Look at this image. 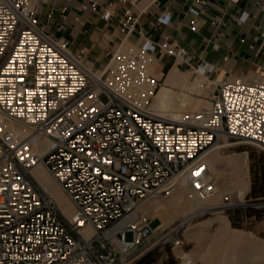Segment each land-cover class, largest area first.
<instances>
[{"label": "built area", "instance_id": "built-area-1", "mask_svg": "<svg viewBox=\"0 0 264 264\" xmlns=\"http://www.w3.org/2000/svg\"><path fill=\"white\" fill-rule=\"evenodd\" d=\"M49 1L0 0V264H134L157 244L179 246L180 225L153 227L140 206L168 198L180 177L203 202L217 191L209 151L236 142L264 148V79L207 76L208 107L161 117L151 108L162 83L155 51L199 70L194 55L171 39L122 41L95 72L42 23ZM135 23L126 9V35ZM38 165L72 202L73 217L35 179Z\"/></svg>", "mask_w": 264, "mask_h": 264}, {"label": "crops", "instance_id": "crops-1", "mask_svg": "<svg viewBox=\"0 0 264 264\" xmlns=\"http://www.w3.org/2000/svg\"><path fill=\"white\" fill-rule=\"evenodd\" d=\"M126 9L136 19L127 35L121 24ZM105 10L112 13L108 20L102 17ZM39 16L48 32L70 40L71 49H79L74 42L81 41L80 48L100 50L92 57L95 63L122 41L139 45L171 39L194 55V64L204 67L210 79H264V0H51ZM162 16L168 22H160ZM155 55L154 75L165 85L176 63L159 49ZM182 82L177 78L167 86L181 93Z\"/></svg>", "mask_w": 264, "mask_h": 264}, {"label": "bare ground", "instance_id": "bare-ground-1", "mask_svg": "<svg viewBox=\"0 0 264 264\" xmlns=\"http://www.w3.org/2000/svg\"><path fill=\"white\" fill-rule=\"evenodd\" d=\"M188 76V72L182 71L178 67H174L170 71L165 85H162L154 94L151 102L152 110L158 113L161 117L176 120L184 114L182 112L185 109L193 108L197 106V104L198 108L196 107V110L201 109L202 107H208L209 101L207 99L201 103H192L189 102V100H186L188 95L186 98L183 97L184 94L182 96L183 98L178 99V95L175 94L173 89L167 86L168 84L175 85L177 78L184 79L182 84L185 90L189 89L190 86L193 88H202L207 85L208 78L201 69L194 70L192 74L189 77ZM4 125L6 128L17 132L22 136H25L27 133L26 130L14 122L4 121ZM38 142L41 145H44L43 150H45L49 145L48 141L44 139H40ZM238 143L240 142L233 144L226 143V145H235ZM220 148L221 146H218L209 151L206 155L205 162L209 169V175L215 176L216 174V164L221 160V158H219L221 157L219 156ZM239 161H243L245 164L247 161V155L244 154V156L239 157L238 160L231 162L235 163V166H239ZM33 175L38 183L55 199L62 212L67 217H73L74 205L63 192L61 187L46 171V169H44L42 165H38L33 169ZM249 183V176L247 174V169H245L244 177L240 176L238 178V201H243L247 191L249 190ZM227 186L228 185L225 181L221 182L217 187V194L215 193L209 199L200 202L197 200L194 191L190 188L186 179L184 177H180L173 186L170 193L171 196L167 202H162L161 200L152 198L146 203L143 209L153 208V211L156 209L154 217L161 218L163 226H168L178 217V214H176V211L178 210L182 211L184 216H193L198 214V212L200 213L208 210L212 211L213 209L219 208L222 202L220 201L222 194L218 193V191L219 189H224ZM223 205H226V203H223L222 206ZM191 229L213 230L214 232L211 234L208 231L205 232L204 241L202 238V241L200 242V244H203L202 242H204L208 246V249L206 250L208 254H203L205 256H202L201 252H198L199 254H197V251L188 252L186 254L184 253L182 256L187 257L186 264H200L199 260L196 258H200L201 256L203 257L202 264H264V239L257 238L250 232H244L240 229L232 228L230 226L229 218L225 215H218L209 221H201L194 225ZM84 230L88 234L91 232L89 227H86Z\"/></svg>", "mask_w": 264, "mask_h": 264}, {"label": "rangeland", "instance_id": "rangeland-1", "mask_svg": "<svg viewBox=\"0 0 264 264\" xmlns=\"http://www.w3.org/2000/svg\"><path fill=\"white\" fill-rule=\"evenodd\" d=\"M79 42L78 43L74 42V46H76L79 49L73 48L72 51L83 53L84 62L87 67L89 66L88 68H90L95 72L102 71L107 66L111 55L107 56L106 51H103L102 59L97 63H95L93 62L92 57L96 56L100 52V50H97L95 48L90 49L87 47L80 48L81 45ZM173 64L174 61L172 65ZM174 67H178L182 71L188 72L189 76L194 71V69L182 64H175ZM163 80L164 79H161L162 83L160 87L163 84ZM160 87H158V89H160ZM158 89L156 90V92L158 91ZM174 89L176 92L180 91L179 88H174ZM213 90H214V85L211 84L210 81L208 80L207 85L202 88H193L190 86L189 89L185 90L183 88L181 93L179 94L175 93V94L178 95L177 97L178 99L183 97L186 98V96L188 95L186 100H189V102L201 103L204 102L205 99H207L208 93L212 92ZM197 106L193 107L194 109L193 108L185 109L182 113H186L191 110L194 111L196 110ZM219 154H220L219 156H221L219 157L221 158V160L218 161L216 164V168H217L216 174L215 176L213 175L210 176L216 182L217 187L223 181H225L226 184L228 185L226 188L219 189L218 191V193L222 194L220 201L226 203L227 205L222 206L223 203L221 202L219 208L213 209L212 211L208 210L205 212H200V213L198 212V214H195L193 216L190 215L184 216L182 211L180 210H178L179 212L176 211L178 217L175 219L174 222L175 224L180 225V230H179V234L181 236L180 245L177 247H172L171 245L157 244L152 249L145 252L140 257H138L136 261L144 258L141 264H170V263L186 264L187 257L182 256L184 253L186 254L188 252L197 251V254L201 252L202 256H205L203 254L207 255L208 252L206 250L208 249L207 248L208 246L204 242H202L203 244H200V242L202 240L204 241L205 232L208 231L211 234L214 231L205 230V229L197 230L191 228H193L194 225L198 224L201 221H209L218 215L227 216L229 218L230 226L232 228H237L244 232H250L257 238L264 239V197L261 196L262 194L261 192H264V148L248 143H239L230 147L219 149ZM244 154L247 155V161L245 164L243 161H239L240 163L239 166H235L234 165L235 163L231 162L234 160H238L239 157L244 156ZM245 169H247V174L249 176V181H250L249 190L247 191L243 201H238L237 199L238 178L240 176L244 177ZM170 196L168 198L161 199V201L167 202ZM153 199L159 200V198H153ZM147 202H149V200ZM146 203L140 206L139 210L146 217L153 220L152 221L153 227H157L163 221L161 218L154 217V214L156 213V209H154V211L153 208L143 209ZM237 205L238 207H241L238 211L232 209V207ZM231 216H233V219H231ZM233 222L237 223V225H234ZM126 239L128 241L133 240L132 232H127ZM202 256L200 258L199 257L196 258L199 260L200 264H202L203 261Z\"/></svg>", "mask_w": 264, "mask_h": 264}, {"label": "trees", "instance_id": "trees-1", "mask_svg": "<svg viewBox=\"0 0 264 264\" xmlns=\"http://www.w3.org/2000/svg\"><path fill=\"white\" fill-rule=\"evenodd\" d=\"M253 190H254V189H253ZM261 193H262L261 196L264 197V192H261ZM240 208H241V207H238V205L232 207V209H235V210H237V211H238ZM230 209H231V208H230ZM231 219H233V216H231ZM233 224H234V225H237V223H235V222H233ZM143 260H144V258H142V259L136 261L134 264H141ZM170 264H174V263H170Z\"/></svg>", "mask_w": 264, "mask_h": 264}, {"label": "water", "instance_id": "water-1", "mask_svg": "<svg viewBox=\"0 0 264 264\" xmlns=\"http://www.w3.org/2000/svg\"><path fill=\"white\" fill-rule=\"evenodd\" d=\"M239 204V203H238Z\"/></svg>", "mask_w": 264, "mask_h": 264}]
</instances>
